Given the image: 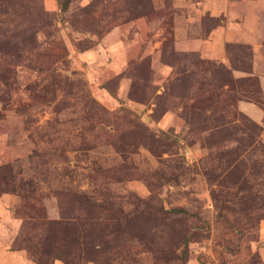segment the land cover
Segmentation results:
<instances>
[{
    "label": "rangeland",
    "instance_id": "rangeland-1",
    "mask_svg": "<svg viewBox=\"0 0 264 264\" xmlns=\"http://www.w3.org/2000/svg\"><path fill=\"white\" fill-rule=\"evenodd\" d=\"M62 1L0 0L10 247L264 264V0Z\"/></svg>",
    "mask_w": 264,
    "mask_h": 264
},
{
    "label": "crops",
    "instance_id": "crops-1",
    "mask_svg": "<svg viewBox=\"0 0 264 264\" xmlns=\"http://www.w3.org/2000/svg\"><path fill=\"white\" fill-rule=\"evenodd\" d=\"M17 228V219L9 215L8 210H3L0 213V264H33L25 258L21 250L13 249L9 245Z\"/></svg>",
    "mask_w": 264,
    "mask_h": 264
},
{
    "label": "trees",
    "instance_id": "trees-1",
    "mask_svg": "<svg viewBox=\"0 0 264 264\" xmlns=\"http://www.w3.org/2000/svg\"><path fill=\"white\" fill-rule=\"evenodd\" d=\"M67 3H68V0H63L62 1V5H61V8L63 9V8H65L66 7V5H67ZM213 65V68H214V71H219L220 70V66H217L216 64H212ZM224 72H225V70H224ZM262 103V102H261ZM0 169H2V168H0ZM1 172H3V170L1 171ZM8 172H6V174H7ZM9 174V173H8ZM170 211H172V212H185L183 209H171ZM12 248V247H11ZM14 249V248H13Z\"/></svg>",
    "mask_w": 264,
    "mask_h": 264
}]
</instances>
